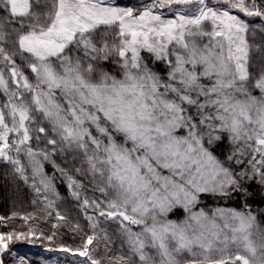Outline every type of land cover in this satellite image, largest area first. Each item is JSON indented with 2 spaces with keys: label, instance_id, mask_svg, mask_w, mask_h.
Listing matches in <instances>:
<instances>
[{
  "label": "snow or ice",
  "instance_id": "6c2138e0",
  "mask_svg": "<svg viewBox=\"0 0 264 264\" xmlns=\"http://www.w3.org/2000/svg\"><path fill=\"white\" fill-rule=\"evenodd\" d=\"M0 164V264H264V0H0Z\"/></svg>",
  "mask_w": 264,
  "mask_h": 264
},
{
  "label": "trees",
  "instance_id": "16d2710c",
  "mask_svg": "<svg viewBox=\"0 0 264 264\" xmlns=\"http://www.w3.org/2000/svg\"><path fill=\"white\" fill-rule=\"evenodd\" d=\"M142 0H121V6L138 4ZM113 67L110 63L108 65V71H113ZM226 150V149H225ZM8 168L0 164V215L9 216L14 211H29V212H39V202L36 207L32 206V201L36 199V196L23 186L20 181H13L7 175ZM61 195L65 198L62 201H58L59 204H63L62 208L58 207L59 211H67L69 208H72V215L77 217L79 222L84 225L86 220L81 215L80 210L74 207L75 202L71 201V197L68 191L64 188L60 189ZM259 192L260 189L255 190ZM255 203L254 207L264 208V198L259 195L254 196ZM68 201H71L69 203ZM225 206H235L236 201L231 202L224 201L222 202ZM23 223L19 219L8 221L9 227L19 225ZM44 230H49V225H43ZM7 230L0 228V231ZM63 232V229H61ZM62 241L57 239L54 242L42 241V240H33V241H16L14 240L9 245L13 247V251L16 256L22 257L25 259L26 264H68V261L74 259L73 257L64 254L58 250V247ZM63 242L67 244H73L74 242L69 238L68 235H64ZM115 248V245H113ZM101 254H103V247H101ZM6 256V255H5ZM5 259V258H4ZM5 264H14L11 260V257L8 254V258L5 259Z\"/></svg>",
  "mask_w": 264,
  "mask_h": 264
},
{
  "label": "rangeland",
  "instance_id": "374dc122",
  "mask_svg": "<svg viewBox=\"0 0 264 264\" xmlns=\"http://www.w3.org/2000/svg\"><path fill=\"white\" fill-rule=\"evenodd\" d=\"M112 2L115 3V0H112ZM20 183H22V182L20 181ZM22 184H23V183H22ZM23 186H24V185H23ZM25 187H26V186H25ZM26 189L28 190L27 187H26ZM29 190H30V189H29ZM30 191H31V190H30ZM33 194H34V193H33ZM34 196H35V194H34ZM9 251L15 254V252L13 251V247H12L11 245H9ZM5 255H6V256H4V258L7 259V258H8V253H5Z\"/></svg>",
  "mask_w": 264,
  "mask_h": 264
}]
</instances>
